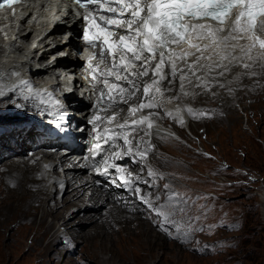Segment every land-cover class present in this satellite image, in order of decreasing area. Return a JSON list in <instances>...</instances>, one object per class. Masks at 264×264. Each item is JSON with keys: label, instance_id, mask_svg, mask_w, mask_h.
Returning a JSON list of instances; mask_svg holds the SVG:
<instances>
[{"label": "bare ground", "instance_id": "obj_1", "mask_svg": "<svg viewBox=\"0 0 264 264\" xmlns=\"http://www.w3.org/2000/svg\"><path fill=\"white\" fill-rule=\"evenodd\" d=\"M68 13L73 16L72 11ZM56 42H59L58 38ZM60 49L57 47L55 52ZM55 60L61 61L58 58ZM259 63V60L253 61L249 69H243L235 63L229 65L230 69L225 77L218 78L220 84L228 76L235 77L234 87L255 84L259 75H264V68L260 69ZM2 70L0 64V73ZM54 72L52 67H47L33 72L35 75L33 79L29 77L21 81L0 79V92L11 88L7 94L0 96V258H10L19 253L26 244L25 260L27 257L35 259L36 264H54L52 262H56L55 258L60 264H171L170 251L173 247L165 241L169 234L158 227H153L154 214H149L138 200L120 188L109 192L95 187L93 179L91 182L88 179V166L81 159L83 151L59 150L48 153L41 149L57 145L52 140L42 139L44 133L35 130V127L40 125L35 124L38 117L34 111L37 106L58 100L56 92L52 94L49 90L50 88L58 90V86L47 83ZM245 72L248 74L245 75ZM203 74L210 78L215 76V71L210 74L204 71L198 73ZM192 85L193 83L188 84L186 80L184 88L190 89ZM169 87L171 90L174 89L168 82L165 83V89ZM225 89L219 87L216 80H212L211 93L202 101L200 96H193L188 92L187 97L182 98L181 92L176 90L174 91L176 99H173L169 106L165 104L162 112L169 111L166 108L168 107L182 119L187 116V126L190 128L192 123L190 118L194 111L196 112L194 115H198L203 109L207 114L210 110L211 115L220 112L217 103L210 101ZM168 95L170 96L169 93ZM181 98L193 104L195 102V110L180 107L175 100ZM66 100H74L73 94L67 95ZM229 100L224 101L228 106L225 111L232 107ZM84 107L85 111L77 116L86 124V120L93 114V108L90 105ZM21 109L33 112L34 115L22 120L13 119V113ZM109 112L111 111H107ZM116 113V117L124 116L120 111ZM155 120L151 137L144 136L140 130L128 134L133 140V158L138 162L136 174L130 173L131 167L135 164L129 160L130 168L123 175H132L134 180L138 177L141 180H148L161 189L164 184H169L171 191L187 199L188 204L193 201L195 194L199 195V201H203L207 191L200 188L194 191V195L187 193L186 191L195 188L191 181L193 175L185 169L183 158L178 161L174 159L173 148L177 141H182L183 134L172 125L179 124L185 127L184 123L173 120L174 122L170 124L166 119ZM33 144L39 147L33 148ZM122 145L125 148L122 156L128 159L126 151L128 146L123 142ZM137 149H147V157L140 160ZM58 152L60 154L56 156ZM179 155L177 154L178 157ZM177 162L178 169L175 167ZM148 170L156 173V177L149 178ZM159 176L163 179H157ZM260 188L259 196L264 214V187ZM148 192L147 186L141 184V194ZM75 214L78 221L71 222L69 219ZM195 217L196 214L188 211L186 215L179 214L173 217L175 223L170 228L169 237L178 241L176 262L183 260L184 247L188 246L184 243L187 224H190L191 229L194 227L203 229V225H196ZM84 223H90L87 229H81V224ZM15 238L18 241L14 244ZM78 242H82L78 257L74 259L67 256L66 260H63L61 258L63 251L66 252Z\"/></svg>", "mask_w": 264, "mask_h": 264}, {"label": "snow or ice", "instance_id": "obj_2", "mask_svg": "<svg viewBox=\"0 0 264 264\" xmlns=\"http://www.w3.org/2000/svg\"><path fill=\"white\" fill-rule=\"evenodd\" d=\"M18 2L2 0L0 7ZM74 3L83 9L94 6L97 13L93 15L88 12L83 16L86 26L81 34L84 43L94 49L99 48L100 64L105 65L98 73L102 79L93 75V80L102 83L106 90V93L101 92L97 104L104 103L108 107L128 104L142 86L140 102L128 107L129 116L132 117L144 109L159 107L154 94L161 91L159 84L162 81L167 79L172 85L179 73L181 89L185 87L186 80L189 84L195 81L197 88H210L212 80H216L219 87H224L218 78L225 77L229 65L235 63L249 69L250 65L242 63V60L249 58L248 53L257 45L264 50V0H74ZM240 39L249 41L247 48L236 43ZM182 44H187L188 50L176 54L175 48ZM237 51L241 55H237ZM213 56H219V61L212 62ZM94 58L95 53L88 58L92 73H96L91 66ZM177 61L184 63L187 72L177 67ZM165 68L170 69L171 79L165 73ZM205 70L209 74L215 71V76L205 79L198 75ZM150 73L151 82H148L143 78L149 77ZM166 90L171 91V87ZM116 115L113 113L107 119L114 120ZM153 116H159V113L149 111L148 115L131 119L130 122L125 120L112 128L106 127L99 138L111 147L122 136L123 143L128 146L127 158L136 164L138 161L133 158L132 152L133 140L128 132L144 130L145 135H150ZM96 122L103 123V118L98 114L86 120L87 124L99 127ZM104 150L102 145L97 144L91 151L99 155ZM137 152L140 160L148 155L147 149H137ZM115 171L119 173L120 169L116 168ZM97 172L99 175L108 174L107 169L104 172L97 169ZM147 176L156 177V173L148 170ZM111 184L129 193L149 214H154L153 223L169 235L175 223L173 217L187 214V199L171 191L169 184H164L161 189L155 183L139 177L136 180L125 177L122 182L121 179H113ZM141 184L147 186L148 193L141 194Z\"/></svg>", "mask_w": 264, "mask_h": 264}, {"label": "rangeland", "instance_id": "obj_3", "mask_svg": "<svg viewBox=\"0 0 264 264\" xmlns=\"http://www.w3.org/2000/svg\"><path fill=\"white\" fill-rule=\"evenodd\" d=\"M262 65L264 60L258 64L260 69L264 68ZM201 76L208 79L207 74ZM234 81L235 77H226L224 84L221 83L224 85L222 88H226L224 93L210 101L217 103L218 114L211 115L210 110L207 114L203 109L194 115L196 106L191 100L194 102L191 104L194 113L191 114L190 128L172 125L183 134L182 141H177L173 148L174 159L183 158L185 169L193 175L191 181L195 188L186 192L194 195V191L202 188L207 194L203 201H199V195L195 194L188 204L187 211L196 214V225H203V229H191L187 224L184 243L188 246L184 247L185 256L181 262H176L178 241L170 235L165 238L173 247L170 251L171 264H264V214L259 196L260 187H264V75H259L255 84L241 87H234ZM195 83L193 81L192 88L187 92L200 96L201 101L206 99L211 93L210 88H197ZM175 85L178 88L176 82L172 83L173 87ZM227 100L232 102L229 111H225L228 106L224 101ZM29 113L21 109L13 113V119L22 120L21 116H28ZM170 118L165 119L172 124L174 119ZM140 131L144 136L151 137V134L145 135L144 130ZM124 150L122 145L121 153ZM136 167L137 164L131 167V174H136ZM175 167L179 168L178 162ZM241 167L246 168L249 177L253 178L245 180L247 185L241 180L246 178L240 171ZM128 176L132 178V175ZM218 219L221 221L218 222ZM69 220L78 221L77 214ZM89 225L81 224V229H87ZM152 225L157 227L154 223ZM17 241L13 239L14 244ZM81 245L82 242L72 245L66 252L63 251L61 258L66 260L67 256H71L76 259ZM26 251L25 244L19 253L7 259L0 258V264H36L35 259L27 257L25 260ZM57 260L55 258L56 262L52 263L60 264Z\"/></svg>", "mask_w": 264, "mask_h": 264}]
</instances>
